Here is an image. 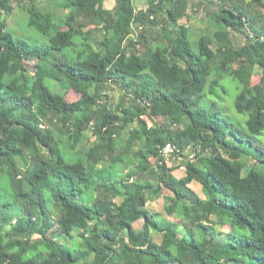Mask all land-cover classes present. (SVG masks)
Here are the masks:
<instances>
[{"label":"clouds","instance_id":"clouds-1","mask_svg":"<svg viewBox=\"0 0 264 264\" xmlns=\"http://www.w3.org/2000/svg\"><path fill=\"white\" fill-rule=\"evenodd\" d=\"M258 204L264 0H0V264H264Z\"/></svg>","mask_w":264,"mask_h":264},{"label":"trees","instance_id":"trees-1","mask_svg":"<svg viewBox=\"0 0 264 264\" xmlns=\"http://www.w3.org/2000/svg\"><path fill=\"white\" fill-rule=\"evenodd\" d=\"M66 159H70L71 154H65ZM253 185H255V181L252 182ZM258 207H264V205H259ZM223 211H231V209H223ZM241 223H245L247 221L248 223L252 222V218L245 216L243 218H239ZM245 226H247L245 224ZM251 231V229H249ZM194 251V250H193ZM229 251H235V252H241V251H251L250 249H247L246 246L244 247H238L236 249H229ZM183 253L179 252V250L172 249L171 246H169V250L167 253L160 252V253H151L149 254V262L148 264H184L183 259H177V257H182ZM228 261L230 264H239L238 258L236 256H229ZM201 264H218V261L216 260L215 256H206L202 261Z\"/></svg>","mask_w":264,"mask_h":264},{"label":"rangeland","instance_id":"rangeland-1","mask_svg":"<svg viewBox=\"0 0 264 264\" xmlns=\"http://www.w3.org/2000/svg\"><path fill=\"white\" fill-rule=\"evenodd\" d=\"M193 187H195V186H193Z\"/></svg>","mask_w":264,"mask_h":264}]
</instances>
